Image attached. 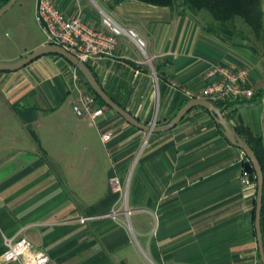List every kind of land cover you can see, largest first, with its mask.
<instances>
[{
    "label": "crops",
    "instance_id": "crops-1",
    "mask_svg": "<svg viewBox=\"0 0 264 264\" xmlns=\"http://www.w3.org/2000/svg\"><path fill=\"white\" fill-rule=\"evenodd\" d=\"M55 2L99 27L109 14L143 36L146 53L120 35L113 56L89 64L105 89L146 122L169 120L190 92H200L210 62L230 54L208 27L188 26L189 13L177 4ZM36 5L26 15L30 23ZM14 23L17 30L25 24ZM45 42L44 32L29 47L5 52L0 38V60H17ZM73 71L56 53L0 70V255L4 236L17 234L53 264H263L257 184L242 181L246 154L213 115L195 106L173 128L151 133L113 108L94 122L73 109ZM250 80L257 94L241 99L229 122L264 141V73L252 68ZM113 174L122 191L111 190ZM114 207L117 218L108 214ZM84 215L92 217L81 222Z\"/></svg>",
    "mask_w": 264,
    "mask_h": 264
},
{
    "label": "built area",
    "instance_id": "built-area-1",
    "mask_svg": "<svg viewBox=\"0 0 264 264\" xmlns=\"http://www.w3.org/2000/svg\"><path fill=\"white\" fill-rule=\"evenodd\" d=\"M36 20L45 32L47 42L61 44L87 62L103 56H113L120 35H127L146 53L147 43L143 36L135 28L120 24L106 13L102 16L103 25L99 27L86 21L81 13L69 16L55 0H38ZM73 72V87L78 90V97L72 102L73 109L79 116H88L96 122L109 106L100 103L93 93L81 85L76 67ZM200 83V92L195 95L208 97L213 101L252 98L258 91L250 80L247 65L232 58L211 61L201 75ZM111 137V130L102 132L104 141ZM241 179L243 182H251L244 167ZM110 186L113 191H122L118 175H111ZM123 209L126 213L131 212L127 204ZM120 212V208L114 207L108 214L117 218ZM90 217L92 216H81L80 221L84 222ZM4 242L6 248L0 255V264H53L50 254L35 249L32 241L25 236L5 235Z\"/></svg>",
    "mask_w": 264,
    "mask_h": 264
},
{
    "label": "water",
    "instance_id": "water-1",
    "mask_svg": "<svg viewBox=\"0 0 264 264\" xmlns=\"http://www.w3.org/2000/svg\"><path fill=\"white\" fill-rule=\"evenodd\" d=\"M17 0H7L0 6V17L10 9ZM48 53H56L76 66L85 76L88 83L96 91V93L104 100V102L115 111L120 113L128 122L146 130L148 133L154 131H164L173 128L185 114L195 106H202L210 111L216 122L220 125L223 134L235 145L241 147L246 154L244 168L249 173L251 181L257 184L256 196V211H255V228L258 240L261 260L264 264V238L262 228V209H263V194H264V172L261 162L253 149V147L243 138V136L232 126L223 110L210 98L204 96H191L184 104H182L176 113L163 123L156 121L146 122L139 119L129 109L117 102L112 95L101 84L94 70L89 63L81 59L75 53L69 51L61 44L45 42L36 48L32 49L17 60L2 61L0 60V70H16L19 69L34 59Z\"/></svg>",
    "mask_w": 264,
    "mask_h": 264
},
{
    "label": "rangeland",
    "instance_id": "rangeland-1",
    "mask_svg": "<svg viewBox=\"0 0 264 264\" xmlns=\"http://www.w3.org/2000/svg\"><path fill=\"white\" fill-rule=\"evenodd\" d=\"M34 1L35 0H19L8 9L0 19V22H3L0 28V38L5 44L3 49L5 52H15L29 47L35 38L39 35H44L37 20L34 19V23H30L28 16L26 17L29 11H34ZM176 4L178 8L183 9L187 14L189 13L186 17L188 26L192 27L197 25L198 27H208L211 34H213L219 42L224 44L228 52L232 54L219 59L232 58L247 65L249 70L253 68L257 73H264V33L258 36L252 27L241 17H236L234 19V25H222L207 9L192 11L184 7L182 0L176 1ZM262 8L264 10V0H262ZM35 11H37V5ZM17 20H24L25 22L23 27H20V30H17L15 28L16 25H14V22ZM124 26L133 27L126 24ZM204 30H206V28ZM191 93L193 92H190V94ZM192 96L197 95L194 94ZM156 123L158 122L156 121Z\"/></svg>",
    "mask_w": 264,
    "mask_h": 264
},
{
    "label": "trees",
    "instance_id": "trees-1",
    "mask_svg": "<svg viewBox=\"0 0 264 264\" xmlns=\"http://www.w3.org/2000/svg\"><path fill=\"white\" fill-rule=\"evenodd\" d=\"M7 0H0V6ZM121 1V0H116ZM156 5H170L176 4L175 0H143ZM184 7L192 11H197L200 9H207L213 17L220 21L222 25H234V19L236 17H241L248 23L255 33L260 36L264 33V10L262 8V0H182ZM71 63V62H70ZM89 63V62H88ZM72 64V63H71ZM73 65V64H72ZM90 65V64H89ZM75 66V65H74ZM91 66V65H90ZM93 69V67L91 66ZM80 75L81 83L86 87L88 91L94 94L100 103H104V100L94 91L91 85L86 80L83 73L77 69ZM94 70V69H93ZM97 75L96 71L94 70ZM98 77V75H97ZM99 79V77H98ZM100 80V79H99ZM261 90L260 92H262ZM259 92V94H260ZM112 97L118 101L113 95ZM190 98L187 97L185 102ZM241 99H225V100H215L214 102L223 110L227 119L237 109V104ZM184 102V103H185ZM180 107V106H179ZM202 107V106H200ZM204 108V107H203ZM179 109V108H178ZM177 109V110H178ZM206 109V108H205ZM176 110V111H177ZM207 110V109H206ZM175 111V113H176ZM209 111V110H207ZM210 112V111H209ZM174 115V114H173ZM172 117V116H171ZM219 125V124H218ZM243 138L253 147L255 150L264 172V141L261 135L254 134L244 125H232ZM220 127V125H219ZM221 129V128H220ZM36 138V135L33 133ZM247 159V157H246ZM264 224V194H263V209H262V225Z\"/></svg>",
    "mask_w": 264,
    "mask_h": 264
}]
</instances>
